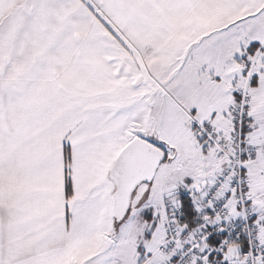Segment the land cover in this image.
<instances>
[{
  "label": "snow or ice",
  "instance_id": "snow-or-ice-1",
  "mask_svg": "<svg viewBox=\"0 0 264 264\" xmlns=\"http://www.w3.org/2000/svg\"><path fill=\"white\" fill-rule=\"evenodd\" d=\"M0 264H264V0H0Z\"/></svg>",
  "mask_w": 264,
  "mask_h": 264
}]
</instances>
